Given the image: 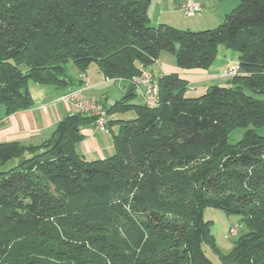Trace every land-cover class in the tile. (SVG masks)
<instances>
[{
	"label": "trees",
	"instance_id": "1",
	"mask_svg": "<svg viewBox=\"0 0 264 264\" xmlns=\"http://www.w3.org/2000/svg\"><path fill=\"white\" fill-rule=\"evenodd\" d=\"M238 1L220 26L192 31L151 26V0H0V114L35 106L30 82L80 88L69 64L129 85L104 106L113 156L78 151L95 123L79 112L39 144L0 143V264H215L207 207L250 228L222 264H264V0ZM220 47L239 55L228 85L195 98L171 74L158 107L134 103L131 80L162 52L208 70ZM127 111L136 118H112Z\"/></svg>",
	"mask_w": 264,
	"mask_h": 264
},
{
	"label": "crops",
	"instance_id": "2",
	"mask_svg": "<svg viewBox=\"0 0 264 264\" xmlns=\"http://www.w3.org/2000/svg\"><path fill=\"white\" fill-rule=\"evenodd\" d=\"M188 2L197 3L201 6V10L191 17L185 15L184 11V6ZM238 4V0H151L149 4L150 25L157 27L164 24L180 30L192 31L213 29L220 26L226 15L231 13ZM164 53L160 54L151 71L160 77L177 74L188 83L190 91H196V86L201 84L210 87L219 80L229 81L231 77L226 76V74L230 70L240 71L239 59L236 61V56L227 51L219 50L215 63L208 70L179 69L175 66L174 59L165 56ZM155 67L157 68L155 69ZM83 75L88 78L90 88L85 93V97L107 107L120 100H114L108 91L103 92L108 90V83L105 82L106 78L98 68L97 70L89 68L86 73H81L78 70L74 79L77 84L82 83V86H84L81 79ZM112 81L117 88L124 91L125 95L127 94L129 85L122 81ZM60 95L51 87L43 88L32 95L35 100L34 107L15 112L9 116L1 112L0 143L19 141L27 144H39L48 139L65 117L77 113L73 105L58 101ZM117 116L112 118L117 119ZM115 128L116 126H113L112 129ZM112 129L103 132L97 130L94 125L85 127L82 131L85 138L79 145L78 151L90 160L107 158L111 154V150L114 149ZM104 133L111 135L112 143L110 145L106 141Z\"/></svg>",
	"mask_w": 264,
	"mask_h": 264
},
{
	"label": "rangeland",
	"instance_id": "3",
	"mask_svg": "<svg viewBox=\"0 0 264 264\" xmlns=\"http://www.w3.org/2000/svg\"><path fill=\"white\" fill-rule=\"evenodd\" d=\"M186 15V14H185ZM188 16V15H187ZM191 17V16H190ZM220 51H227L236 56V61L239 59V55L236 51L230 50V49H225L224 47H220ZM219 53V51H218ZM165 56H168L170 58H173L175 61V66L179 68L176 64V58L175 55L172 53L165 52ZM218 62V61H217ZM217 65V64H216ZM215 65V66H216ZM90 68L93 70H97V64L93 63ZM157 67H155L156 69ZM181 69V68H179ZM184 70V69H182ZM68 71L71 74V76L74 78L77 76L78 69L72 65H68ZM108 87V90H104L103 92H110L112 95L113 99H122L125 97L124 91L120 88H117L116 85L113 83L112 80H109L106 78L105 81ZM218 85L221 86H226L228 85L227 80H219L217 81ZM209 86L205 85H198L196 86L197 90L196 91H190L188 90V96L190 97H200L204 93H206L207 89ZM45 87H42L40 85H37L33 82H30L29 84V90L32 95H35L37 91L42 90ZM48 88V87H46ZM52 88V87H51ZM102 92V93H103ZM99 95V94H98ZM116 97V98H115ZM135 104H143L142 98L140 96L137 97V99L134 101ZM114 104V103H113ZM113 104H110L111 106ZM110 107V106H109ZM119 115V116H117ZM118 119H124V120H133L136 118V114L134 111H127L124 113H118L116 114ZM243 130L238 129L233 131L230 134L229 141L230 143H235L239 141L242 137ZM104 136L106 138V141H108L109 145L112 143V137L111 135L104 133ZM113 144V143H112ZM114 149L111 150V154L109 156L114 155ZM108 156V157H109ZM203 185V183H200ZM204 218L206 221L210 222V233L213 236V244L211 243H206L203 246V250L205 251L206 255L210 260H212L215 264H222V256L224 255H229L232 253L234 250L235 242L239 240L242 236H245L250 232V228L247 225L246 222H244L240 216L234 215V214H229L226 211L222 209H217L213 207H207L204 212ZM232 230L236 231V235L232 234Z\"/></svg>",
	"mask_w": 264,
	"mask_h": 264
},
{
	"label": "built area",
	"instance_id": "4",
	"mask_svg": "<svg viewBox=\"0 0 264 264\" xmlns=\"http://www.w3.org/2000/svg\"><path fill=\"white\" fill-rule=\"evenodd\" d=\"M201 10V6L197 3L188 2L184 6L185 14L188 16L194 15ZM236 70H230L226 76L233 77ZM162 77L155 75L151 70L144 69L140 76L134 77L131 80L136 93L140 96L149 107H158L160 105V80ZM84 86L69 91L58 98L59 102L73 105L77 112L85 114L95 119V127L99 131H108V114L104 106L94 102L87 97L85 93L90 89L89 80L83 75L81 77ZM110 80V79H109ZM121 81V80H118ZM194 90V89H192ZM232 234L236 235V231L232 230Z\"/></svg>",
	"mask_w": 264,
	"mask_h": 264
}]
</instances>
